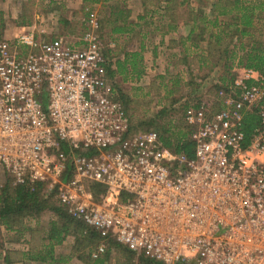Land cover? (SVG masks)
I'll use <instances>...</instances> for the list:
<instances>
[{"label": "built area", "instance_id": "2783aa9c", "mask_svg": "<svg viewBox=\"0 0 264 264\" xmlns=\"http://www.w3.org/2000/svg\"><path fill=\"white\" fill-rule=\"evenodd\" d=\"M85 25L77 47L0 30V194L7 178L42 185L96 233L93 260L116 243L133 264H264V74L234 66L216 108L184 114L189 159L132 130L94 12ZM249 113L258 126L245 146Z\"/></svg>", "mask_w": 264, "mask_h": 264}, {"label": "rangeland", "instance_id": "374dc122", "mask_svg": "<svg viewBox=\"0 0 264 264\" xmlns=\"http://www.w3.org/2000/svg\"><path fill=\"white\" fill-rule=\"evenodd\" d=\"M28 1L30 3L33 1L34 4L31 12L34 23H32L29 28L33 29L35 33H40L42 35V40L58 38L62 39L70 46L75 47L81 44V38L86 31L85 22L88 14L90 12H94L100 21L103 17L102 13L104 12L98 11L96 7L94 8L92 4L95 3L94 1L85 4L80 10L77 11L74 10L70 4L69 8H67L68 4L66 0ZM229 1L230 0H220V4L227 5ZM23 2L24 4H27V0H19L18 2L16 0V2L14 1L13 3L9 1L7 3L8 7L4 8L0 6V8L1 10H7L9 15L10 12L14 13V16H16L14 23H17L21 12L23 14L29 13V11H23L25 9L21 7ZM212 4V0H178V7H182L184 9L185 21L192 20V10L194 13V18L205 17L207 20L212 21L214 18V14H212L210 11L212 10ZM1 12L2 11H0V14ZM10 16L7 18L9 19L7 22L9 25L6 29L8 32H10L9 37H12L14 36L12 33L15 26L11 22ZM71 17L72 19L68 20V18ZM2 19L3 17L0 15V20ZM218 19L219 20L217 22L219 26L223 22H226V24L223 27H212L209 24H205L206 27L204 28L203 26L201 34L197 35V37L192 36L190 41L187 43L188 45L191 43H197L201 46V51H203L200 53L198 62H196L195 58H190L192 60V62H190V60H186V57L183 56L182 58H184L186 62H180V60H178V62H156V65L154 62L152 64L149 62V64L153 67L150 69V71H147L146 76L144 75L146 78H144L142 88H135L130 84H122L119 82V80H116L118 82L117 86H119L120 90V93L118 92V96L124 94L128 98L127 105H123L130 118L132 126H134L136 129V132H160V130L162 131L166 129L168 130L167 133L173 137H181L183 132L186 130V127L183 123V116L187 111L193 108L196 103L207 102L210 104L211 108H216V92L217 89L222 85V79L225 78L226 75V67L224 66V63L228 62L230 65L232 63L238 62V60L244 56V51L250 49L252 46L255 48H257L258 45L264 46V11H255L254 27L250 29L251 37L245 36L240 40L236 39L238 38L237 34H231L233 35L232 37L224 36L223 34L220 35L219 33L231 31L229 27L231 25V20L227 19L226 17H219ZM2 25L4 24L2 23ZM97 34L103 44L110 41L109 35L107 34V29H100V24ZM215 36L219 37V40H217ZM215 42L220 46H224L228 51H233L234 53L231 52L224 54L220 53L222 50L216 51V49L211 46V44L214 45ZM240 44H242L241 47ZM206 56L209 58L208 61H200V58H205ZM189 57H191V55H189ZM226 59H229V61H225ZM165 66H168L166 70L164 69ZM153 79H155V81L152 82ZM112 85L115 86L114 84ZM138 88L141 91L137 90ZM6 182L7 179L4 180V186ZM42 193L43 197L49 200V204L47 205L48 209H45L38 216L24 218L20 222V225L13 226L14 229H6V227L0 223V239H2L3 236L6 238L7 235V238L11 240V237H13L12 234L14 233L16 235H14L13 238L20 237V233L25 230L28 232V234H32V229L35 228L34 231H37L36 228L38 227L42 228V234L50 237L53 232L52 229L54 225L57 228L62 226L60 217L52 211V208L61 207L56 201L54 194H48L44 188L42 189ZM32 225L35 227L31 229ZM17 232L20 233L18 234ZM61 236L63 237V235ZM68 237H73L72 242H74L72 245L74 246V251H72L70 248L68 249L69 240H66ZM81 238H83L82 235L75 236V234L72 233L65 237L66 244H57L53 240V244L55 246L58 245V247H54L51 250L52 255H56L58 260H61L68 252H75L76 255V253L80 252V250L83 251L84 249H87L90 253L94 245H92L89 240L80 242L82 240ZM11 242L14 244L15 240H11ZM12 244L8 247L9 249H13V251L14 249H21V247L17 246V248ZM118 247L119 246L110 243L105 257V264H133V256L126 252V258H123L121 256L122 252H117ZM3 250L4 249L0 250V255H2L1 253ZM45 257L47 261L49 258H53L47 256V253ZM8 261H10L9 258ZM59 263L61 264L62 262L59 261ZM65 264L73 263L66 262Z\"/></svg>", "mask_w": 264, "mask_h": 264}, {"label": "crops", "instance_id": "0c3cea01", "mask_svg": "<svg viewBox=\"0 0 264 264\" xmlns=\"http://www.w3.org/2000/svg\"><path fill=\"white\" fill-rule=\"evenodd\" d=\"M9 1L12 3L16 2V0H0V6L8 7L7 3ZM92 1H95V3H92L94 8L96 7L98 11H104L99 24L100 29H107L110 39V41L102 44L105 66L108 65L109 70H111L112 76L111 78L109 77V80L112 84L117 86L118 82L116 80H119L122 84H130L135 88H142L147 71H150L153 67L149 62L151 64L154 62L155 65L156 62H178V60L186 62L182 56L186 57V60H190V62L194 58L198 62L200 53L203 50L201 51V46L197 43L187 44L190 41L188 37L193 25L184 20V9L178 7V0H66L67 8H69L70 4L76 11ZM0 11H2L1 15L3 17L0 24H4L1 27L2 32L7 38H11L9 37L10 32L6 29L9 25L7 23L9 19L7 18L11 15V22L15 26L12 35H15L20 28L14 23L16 16L11 12L9 15L7 10H1V8ZM191 17L193 20V10L191 11ZM70 19L72 17L68 18V20ZM132 64L135 67L134 71L131 68ZM167 67L165 66L164 69L166 70ZM138 74L139 77L137 78ZM137 90L140 89L138 88ZM33 227L35 226L32 225L31 229ZM36 229L37 231H34L35 228L32 229V234H28L26 230L21 233L17 232L18 234L20 233V237L16 238H13L16 235L13 232V237H10L12 241L15 240L14 244L7 238V235V239L3 236L0 239V250L4 249L1 253L2 255H0V264H60L59 261L62 262L61 264L66 262L93 264L88 258L93 249L90 253L87 249L80 250V252L76 253L77 256L75 252H68L61 260H58V257L51 253V250L54 247H58V245L55 246L48 236L41 233L42 228L38 227ZM81 239L80 242H84L89 238L83 237ZM66 240H69L68 249L70 248L74 251V246L72 245L74 242H72L73 237H68ZM66 240L64 239L60 243L64 244ZM11 244L16 247L19 246L21 249H14V251L9 249L8 247ZM49 252L51 253L49 256L53 257V259L49 258L47 261L45 255L47 253L48 256ZM117 252H122L121 256L123 258H126L125 253H128L121 246L118 247ZM30 256L33 258H30ZM8 258L10 261H8Z\"/></svg>", "mask_w": 264, "mask_h": 264}, {"label": "trees", "instance_id": "16d2710c", "mask_svg": "<svg viewBox=\"0 0 264 264\" xmlns=\"http://www.w3.org/2000/svg\"><path fill=\"white\" fill-rule=\"evenodd\" d=\"M19 0H17L18 2ZM216 1V2H215ZM95 2V1H94ZM213 4L211 6V12L214 14L213 20H207L204 18H194L193 20H188V23H191L192 30L189 33V37L191 39L192 36L197 37V35L201 34V30H203L206 27V25H211L212 27L219 26L218 24V18L219 17H226L227 19L231 20V25L229 26L231 31L230 32H224L219 33L220 35L229 36L232 37L231 34H237L238 40L242 39L245 36L250 35V29L254 27V13L256 10L258 11H264V0H230L227 5L220 4V0H212ZM215 2V3H214ZM21 7L24 9L23 11H29V13H22L19 15V20H17V26L19 27H29L33 23V15H31L32 8L34 7L33 1L30 3L27 0V4L21 5ZM1 15V14H0ZM1 22V20H0ZM206 24V25H205ZM226 24V22H223L220 24L221 27H223ZM229 25V24H228ZM219 26V27H220ZM0 26V30H2ZM197 31V32H196ZM218 34V35H219ZM217 35V36H218ZM216 37L217 40H219V37ZM211 44V43H209ZM216 51L222 50L220 53H234L233 51H228L224 46L218 45L216 42L211 44ZM242 44H240V47ZM244 56L238 60V62L232 63L229 65L228 62H223L225 68V78H223L222 85L217 89V92L221 89H225V87L232 83L233 81V75H232V69L234 66H242L247 68H253L261 73L264 74V46L258 45L257 48L252 46L250 49H247L244 51ZM222 55V54H221ZM220 55V56H221ZM226 57V56H225ZM227 58V57H226ZM209 58L206 56L205 58H200V61L206 62ZM229 61V59L225 60ZM131 68L133 71L135 70L134 64L131 65ZM106 71L108 77L111 78V70H109V66H106ZM139 77V74L137 75V78ZM117 93H120L119 87L114 86ZM216 92V93H217ZM119 100L124 104L127 105L128 98L121 94L119 95ZM199 103H196L193 108L197 107ZM258 126V117L256 116V113H249L243 122V134H244V145L247 146L251 135L254 131V129ZM132 130L136 131L135 127L132 126ZM168 130H160V132H156L159 135L160 141L162 142L163 146L172 150L175 154H183L187 158L193 157V144L187 139V131L185 130L183 132V135L181 137H173L172 135L167 133ZM43 186L42 185H17L12 186L11 179L7 178V182L2 189V192L0 194V223L3 224L6 229H14V225H20V222L24 218H32L34 216H38L41 214L45 209L47 208V205L49 204V200L45 197H43L42 193ZM91 192H93L94 198L96 201H99V197L102 193H104V187L94 184L90 186ZM126 197L125 194L120 195V200L123 201V199ZM52 211L55 212L62 222V226L60 228H57L55 225L53 227V232L51 236L49 237L50 240H54L55 243L59 244L62 240L65 239V237L69 234H75V236H83L85 238H89V242L94 245L93 251L96 248L99 238L96 235V233L84 226L81 222L74 221L71 219L65 210L63 208H52ZM76 229V230H75ZM74 230V232H73ZM63 235V237L61 236ZM65 236V237H64ZM116 246L118 244L114 243ZM1 247V246H0ZM129 253V252H128ZM51 253H48V256ZM107 254V253H106ZM106 254L103 256L97 258V259H91V253L88 255V258L93 262V264H104ZM130 254V253H129ZM30 258H33L30 256ZM53 259V258H51Z\"/></svg>", "mask_w": 264, "mask_h": 264}]
</instances>
